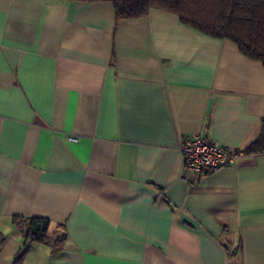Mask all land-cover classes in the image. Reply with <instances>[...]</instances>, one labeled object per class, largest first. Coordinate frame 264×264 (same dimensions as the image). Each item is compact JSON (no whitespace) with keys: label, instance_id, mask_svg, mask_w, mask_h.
Instances as JSON below:
<instances>
[{"label":"crops","instance_id":"0c3cea01","mask_svg":"<svg viewBox=\"0 0 264 264\" xmlns=\"http://www.w3.org/2000/svg\"><path fill=\"white\" fill-rule=\"evenodd\" d=\"M263 119L264 65L174 15L0 0V264L15 216L64 239L20 264H264V150L203 174L181 152H244Z\"/></svg>","mask_w":264,"mask_h":264},{"label":"trees","instance_id":"16d2710c","mask_svg":"<svg viewBox=\"0 0 264 264\" xmlns=\"http://www.w3.org/2000/svg\"><path fill=\"white\" fill-rule=\"evenodd\" d=\"M111 2L116 24L140 20L152 11L174 15L184 25L213 39L229 40L245 57L264 65V0H75ZM264 150V119L260 137L244 153ZM14 226L25 237L23 252L16 256L22 262L32 243L46 246L60 244L64 239L50 237V221L45 218L15 216Z\"/></svg>","mask_w":264,"mask_h":264},{"label":"built area","instance_id":"2783aa9c","mask_svg":"<svg viewBox=\"0 0 264 264\" xmlns=\"http://www.w3.org/2000/svg\"><path fill=\"white\" fill-rule=\"evenodd\" d=\"M68 140L77 141L74 137H69ZM181 152L184 169L199 174L215 172L222 167L234 165L245 154L243 151L221 146L201 135L186 138L182 142Z\"/></svg>","mask_w":264,"mask_h":264}]
</instances>
